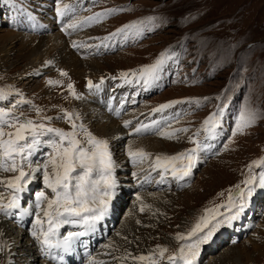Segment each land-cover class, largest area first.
I'll use <instances>...</instances> for the list:
<instances>
[{
	"label": "rangeland",
	"instance_id": "obj_1",
	"mask_svg": "<svg viewBox=\"0 0 264 264\" xmlns=\"http://www.w3.org/2000/svg\"><path fill=\"white\" fill-rule=\"evenodd\" d=\"M47 1L0 0V59L5 61L0 64V90L7 95L6 101L0 100V107L11 111L12 116H18L21 121L31 119L64 131H72L64 112L72 113L74 117L79 114L80 119L75 120L77 138L84 147H87V141L80 125L97 139L107 141L98 138L96 131L110 130L116 125L120 131L119 139L111 142L113 137H109L108 141L118 189L113 200L118 203L123 189L129 193L133 184L146 178L148 170L153 175L147 179L160 182L152 189L143 188L125 196L124 202L120 203L115 229L102 241L93 258L102 257L111 246H117L121 250L114 256L115 262L112 252L106 254L112 259L108 264H116L120 256L126 257L129 253L132 256L148 255L161 247L167 248L168 252L162 260L157 255L159 264H170L168 256L178 255L181 246L195 243L203 233L184 241H178L176 236H187L211 209L229 215L226 207L229 195H237V185L244 187L243 181L249 175L248 166L264 158V118H261L264 117V0H59L61 6L71 5L73 10L82 11L87 18L86 26L70 28L68 25L75 22L67 23L66 20L60 27L48 21L52 30L50 35L21 33L22 12L37 17L42 14L41 19H46L44 14L53 13L58 0H49L53 4ZM45 6L48 7L43 11ZM111 10L116 11L103 17L101 22H87L89 17ZM130 25L136 27H127ZM118 29L125 31L113 36ZM52 37L66 39L65 43L61 40L60 46H52V50L70 51L84 63L100 60L97 66L101 68V74L92 81L100 84L101 79L104 80L100 85L103 90L98 95L89 90L82 75L77 78L64 63L61 64L68 71L67 76H61L62 71L56 66L61 64L49 63V57L50 61L54 59L49 49L51 42L45 38ZM68 37L77 38L70 44ZM42 39L45 42L42 54L29 64L33 47ZM74 42L79 46L73 47ZM165 54L164 64L147 85L135 79L127 83L121 78V73H138ZM49 81L59 83L50 85ZM118 82L123 84L117 85ZM69 84L74 86L79 98L70 94ZM86 98L94 99L100 109L90 122L86 115L78 113L81 103L91 110L83 101ZM96 99H105L111 106L99 104ZM165 104L172 106L154 111ZM37 108L41 110L39 115ZM246 110L256 112V123L237 131L240 116ZM213 114H217L219 126L209 134L204 130V121ZM125 122H128L127 127ZM138 127L142 129L139 133L136 132ZM163 132H175V138H165L161 135ZM49 138L46 136L42 140ZM190 138L207 147L198 153L196 166L189 176L176 179L170 171L162 175V170H152L155 157L175 156L195 147ZM133 142L138 143L139 148ZM148 143L151 145L146 148ZM152 144L159 145L157 151ZM130 150H143L149 158L133 163ZM50 153L51 148L45 144L38 147L35 155L29 158L30 167L25 165V171L30 173L26 187L30 185L29 189L33 191L26 198L20 193L23 200L16 212L4 218L0 213L1 220L7 223V230H12L9 244L0 238V264H43V258L38 256L40 245L32 238L31 231L37 213L43 218L35 206L36 194L44 191L49 197L52 195L44 187L42 168ZM37 168L40 171L32 174ZM261 171L264 166L253 168L252 174L258 176ZM14 175L16 173L0 171V180ZM96 178L94 173L93 179ZM2 186L0 196L4 201L6 192L11 195V190L2 189ZM116 209L117 206L113 211L109 209L106 218L113 220ZM25 212L29 216H24ZM217 219L222 220L223 216L218 215ZM67 225L70 226L60 227V236L67 230H74ZM74 226L79 228L77 231H84L81 225L75 223ZM97 227H94L95 232ZM232 227L236 233L231 232ZM238 234L242 235L241 240L232 238ZM95 240V237L89 239L85 247L76 245L78 257L71 255L70 258H74L76 264H87L85 258L94 252ZM24 248L29 251L27 254L23 252ZM125 260L135 264L128 258ZM215 262L264 264V189L258 185L245 211L231 224L222 225L206 243L200 244L194 264ZM100 263L105 264L104 261ZM174 264H183V261L177 259Z\"/></svg>",
	"mask_w": 264,
	"mask_h": 264
},
{
	"label": "snow or ice",
	"instance_id": "obj_2",
	"mask_svg": "<svg viewBox=\"0 0 264 264\" xmlns=\"http://www.w3.org/2000/svg\"><path fill=\"white\" fill-rule=\"evenodd\" d=\"M68 7V5L61 6L58 0L56 7L57 16L63 17ZM115 11L97 13L95 16L89 17L87 22L95 21L99 23L103 17L111 15ZM68 27L75 28L77 25L74 23L68 25ZM127 27H136V25ZM123 31L125 29H118L112 35H118ZM78 46L75 42L73 43V47ZM165 58L166 54L162 55L151 66L141 68L138 73H131V76L143 80L144 84L147 85L152 79H155L156 73L164 64ZM60 74L61 76L68 75L66 72H61ZM129 75V73L120 74L125 82L131 83L132 81L128 79ZM58 83V81H49L50 85ZM103 83V78L100 84H94L89 80L88 88L90 91L94 88L99 89ZM68 90L74 98H79L73 85L69 84ZM4 99H7V95L3 90H0V100ZM171 106V104L161 105L154 111H163ZM36 112L39 115L41 110L37 108ZM63 116L70 124L72 131L48 127L44 123H36L31 119L21 121L18 116H12L11 111L0 107V171L16 173L12 178L0 180V185H4L11 190L7 203L0 196V213L7 216L11 215L14 210L20 209V193L25 190L28 182L27 178L30 176V173L25 171V165L28 164L30 167L29 158L36 153L42 143L51 148L47 162L43 164L42 168L44 187L49 189L52 195L49 197L44 191L36 194L35 206L42 212L43 218L37 213L31 236L38 242L43 254L52 260L58 258L52 254L53 249H62L64 252H69L75 240L86 235L88 231L94 228L95 223L107 212L109 202L115 195L117 187V182L113 175L114 162L109 151L108 141L97 139L90 132H87L83 125H80L79 127L87 141V147L82 146L80 139L77 138L79 133L77 132L78 126L75 123V120L80 119V117L78 115L74 117L72 113L67 111L64 112ZM257 118L256 112L246 110L240 116L237 131L253 126ZM127 126L128 122H125V127ZM218 126L219 118L217 114H213L204 121V130L209 134H212ZM141 130V127L136 128L137 133ZM177 131H187V129H178ZM161 135L168 139L175 138V132H163ZM46 136L50 138L46 141L42 140ZM190 142L196 146L175 156L155 157L152 170H162V175L170 171L171 175L176 179H183L185 176H189L192 169L196 166L198 153L207 147V145H202L191 138ZM129 155L132 157L133 163L143 162L149 158V154L143 150H130ZM262 166H264V158L253 161L248 166L249 175L243 181L244 187L241 188L237 185V195L234 197L230 194L228 197L226 207L230 213L229 215L218 213V209H211L200 218L187 236H176L178 241H184L190 237L197 236L198 233H203L195 243L181 246L178 250V255L168 256L170 264H174L177 259L183 261V264H194V260L199 254L200 244L206 243L222 225L231 224L245 211L248 200L255 193L256 186L258 185L264 189V171H261L258 176L252 174L253 168ZM36 171H40V169L33 170L32 174ZM94 173L97 176L96 179H93ZM219 207H225V205H220ZM141 210L143 211V208ZM25 214L28 213L25 212ZM218 215L223 216V219H217ZM75 223H79L84 227L85 231L69 232L61 239L60 227L64 224ZM167 252V248L158 247L148 255L132 256L129 253L124 259L131 257L135 264H159L156 258L157 255L159 260H162ZM59 259L62 260L63 257L61 256ZM89 264H95V261H90Z\"/></svg>",
	"mask_w": 264,
	"mask_h": 264
},
{
	"label": "bare ground",
	"instance_id": "obj_3",
	"mask_svg": "<svg viewBox=\"0 0 264 264\" xmlns=\"http://www.w3.org/2000/svg\"><path fill=\"white\" fill-rule=\"evenodd\" d=\"M77 37H68L67 39H68V41L70 40V44L72 43L71 41H73V39H76ZM5 39V38H4ZM3 39V40H4ZM46 40L48 39V41L49 42H51V45L48 47L49 49H50V51H51V55H52V57H53V59L54 60H52V61H50L49 59L51 58V57H49L48 58V61H49V63H54V64H61V63H64L65 64V67L66 68H70V70L73 72V73H75L74 75L77 77V78H79V76L81 77V75L84 77V79L86 80V82H88L89 80H91V81H95V76H98L99 74H101V73H99V69H101L99 66H97V65H99V61L100 60H98V62H96V61H93V64L92 63H84L83 61L81 62V60H78L77 59V57L76 56H74L73 54H70L69 52H64V53H61V52H59V51H56L55 49H53L52 50V46H55V47H58V46H60L59 44L61 43V40L65 43L66 42V39L65 38H62V37H52V38H45ZM9 40V39H8ZM3 42V41H2ZM7 43V42H6ZM45 42L43 41V39H42V41L37 45V46H35V47H33L34 49H33V51H31V53H30V56H31V60H30V62H29V64L30 63H32L37 57L36 56H39L40 54H42V52H43V47H45ZM6 45V44H5ZM4 45V46H5ZM11 45V44H10ZM73 45V44H72ZM9 47V46H8ZM70 47V46H69ZM84 48V47H83ZM2 49V48H1ZM49 49H48V51H49ZM10 50V49H9ZM9 50H6V52L8 53L9 52ZM46 51V50H45ZM3 52V51H2ZM72 53V52H71ZM75 54L77 55V54H79L78 52L76 53L75 52ZM78 56V55H77ZM36 57V58H35ZM47 61V62H48ZM91 62V61H90ZM5 63V61L3 60V59H0V64L1 65H3ZM95 63V64H94ZM34 64V63H33ZM32 64V65H33ZM41 64V63H40ZM56 66H58V69H60L62 72H68L66 69H64L63 67H62V64L61 65H56ZM55 66V67H56ZM29 69V68H28ZM34 69V68H33ZM98 69V70H97ZM57 71V70H56ZM61 71H59V72H61ZM101 72V71H100ZM86 73V74H85ZM103 76V75H102ZM87 78H90V79H88L87 80ZM128 79L129 80H131L132 82H133V79H135L138 83H141V82H143V80H139L137 77H133V76H131V75H129V77H128ZM120 84H123V83H121V82H118L117 83V85H120ZM132 86H134V85H132ZM101 90H103V87H101V88H99V89H92L91 91L93 92V94H98ZM83 99V98H82ZM82 99H81V101H82ZM88 99L86 98L85 100H83V101H86L87 103H88V107H90V109L92 110V112H90V111H88L89 109L88 108H86L82 103H81V107H80V110H78V113H82L83 115H86V117L89 119V122H90V120H92V119H94V118H96V116H95V114L97 113V112H100L99 110V108H97L96 106V103H95V100L94 99H89L88 101H87ZM90 100H94V102L93 101H91L90 102ZM104 104H107V101H104ZM108 105V104H107ZM108 108H109V106H107ZM96 112H95V111ZM93 113L94 115H91L90 113ZM79 115V114H78ZM91 117V118H90ZM84 121H86V120H84ZM103 125V124H102ZM110 130H111V132H110ZM101 129V130H99V131H96L97 132V136H98V138H106V139H108V141H109V137H113L112 139L113 140H111V142H117L118 141V134H120V131L118 130V127H116V125H113V127H112V129ZM129 131H132V129H130ZM93 132V131H92ZM126 132V131H125ZM141 132V131H140ZM137 135V134H136ZM157 142V141H156ZM155 142V143H156ZM134 143V142H133ZM135 144V147L137 146H140V145H138V143H134ZM150 145L151 144H145V146H146V148H148V147H150ZM153 145V144H152ZM159 145L158 144H154L153 145V148H154V150H156L157 151V147H158ZM113 147V146H112ZM139 148V147H138ZM146 150V149H145ZM158 155V154H157ZM6 179V178H5ZM2 189H5L6 187L4 186H2L1 187ZM7 193L8 192H6V197H5V199H4V202H7L8 201V199L10 198V193L7 195ZM24 197V196H23ZM23 197L22 198H20V204H21V201L23 200ZM140 197H143L142 195L140 196ZM146 198V197H145ZM153 199V198H152ZM151 202V201H150ZM152 203V202H151ZM146 204H147V202H146ZM17 210V209H16ZM24 216H29V215H27V214H25L24 213ZM102 218H106V216H105V214L103 215V217ZM101 218V219H102ZM78 225H80L79 223H77ZM97 226V224L95 223V226L94 227H96ZM10 227V226H9ZM45 227H46V225H45ZM67 227H69L70 229H74L75 230V232H78V231H81V230H78L77 231V229H79V228H77V226H74V224H72L71 226H68L67 225ZM11 228V227H10ZM81 228H82V230H84L85 231V229H84V227H82L81 226ZM9 229V228H8ZM13 229V228H12ZM97 229H98V227H97ZM10 231H12L11 229L10 230H7V223L6 222H4L3 220H1V218H0V238H3V239H5V241L7 242V244H9L10 243V241L12 240V236H11V233H10ZM93 232H95V230L94 229H91L90 231H88L87 233H89V234H92ZM22 233V232H21ZM82 237V236H81ZM80 237V238H81ZM33 238V237H32ZM60 238L61 239H63V237L62 236H60ZM111 240V239H110ZM92 241V240H91ZM95 241H97V240H95ZM0 242H1V240H0ZM93 242V241H92ZM116 242V241H115ZM109 243V242H108ZM117 244V243H116ZM24 245V244H23ZM114 245V244H113ZM81 247V246H80ZM83 247V246H82ZM92 245L90 244V248L92 249ZM107 247V246H106ZM258 247H260V246H258ZM8 250V249H7ZM54 251H58L57 249H53ZM102 250V249H101ZM105 250V249H104ZM107 250V249H106ZM105 250V251H106ZM119 250H121V249H119V247H113V246H111L110 247V249L109 250H107L104 254V256H102V257H95V259L93 260H91V261H96L97 263H95V264H98L99 262H101V261H104L105 262V264H108L112 259L110 258V256H108V255H106L108 252H112L113 254H112V256H113V262H115V257L114 256H116L117 255V253H118V251ZM137 250V248H135V252H138V251H136ZM83 251V248L81 249V252ZM10 252V251H9ZM23 252L25 253V254H27L29 251L28 250H26L25 248L23 249ZM129 252V251H128ZM130 252H132V250H130ZM11 253L13 254L14 252L13 251H11ZM11 253L8 255L9 256V258H10V256H11ZM85 253H86V251H85ZM121 253V252H120ZM0 254H1V248H0ZM40 254H43V252L41 251V253ZM73 256H76V249L73 251ZM38 256H39V254H38ZM44 256V258H46L47 256H45V255H43ZM62 255H58L57 257H58V259H59V257H61ZM234 256V255H233ZM76 257H78V256H76ZM85 256L83 255V258H84ZM125 257V256H124ZM124 257H119L120 258V260H118V262H116V264H128V263H126V261L127 260H125L124 259ZM63 258H66V257H63ZM87 258V257H86ZM49 259V258H48ZM74 259V258H73ZM73 259H71V258H69L68 259V261H66L65 262V264H68V262H71V264H76V261H74ZM27 260V259H26ZM128 260H132L131 259V257H128ZM57 261V260H56ZM125 261V262H124ZM43 264H47L46 262H43ZM55 264H56V262H55ZM87 264H89V262L87 263ZM101 264V263H100ZM110 264H112V263H110ZM213 264H217L216 262L215 263H213Z\"/></svg>",
	"mask_w": 264,
	"mask_h": 264
}]
</instances>
